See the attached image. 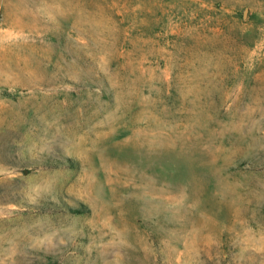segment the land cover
Listing matches in <instances>:
<instances>
[{"label":"rangeland","instance_id":"obj_1","mask_svg":"<svg viewBox=\"0 0 264 264\" xmlns=\"http://www.w3.org/2000/svg\"><path fill=\"white\" fill-rule=\"evenodd\" d=\"M0 264H264V0H0Z\"/></svg>","mask_w":264,"mask_h":264},{"label":"trees","instance_id":"obj_2","mask_svg":"<svg viewBox=\"0 0 264 264\" xmlns=\"http://www.w3.org/2000/svg\"><path fill=\"white\" fill-rule=\"evenodd\" d=\"M67 161H70V163H71V161L72 160H70V159H67ZM70 207V206H69ZM70 209H71V211H73V212H83L84 210L82 209V208H79V207H70Z\"/></svg>","mask_w":264,"mask_h":264}]
</instances>
